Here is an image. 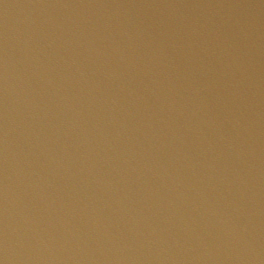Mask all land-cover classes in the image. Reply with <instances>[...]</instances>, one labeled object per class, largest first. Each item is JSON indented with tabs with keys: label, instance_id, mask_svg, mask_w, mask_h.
<instances>
[{
	"label": "water",
	"instance_id": "1",
	"mask_svg": "<svg viewBox=\"0 0 264 264\" xmlns=\"http://www.w3.org/2000/svg\"><path fill=\"white\" fill-rule=\"evenodd\" d=\"M0 264H264V0H0Z\"/></svg>",
	"mask_w": 264,
	"mask_h": 264
}]
</instances>
